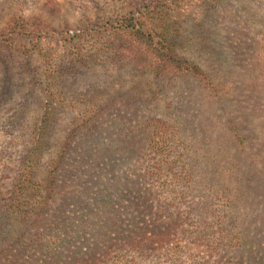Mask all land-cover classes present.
<instances>
[{
	"label": "rangeland",
	"instance_id": "374dc122",
	"mask_svg": "<svg viewBox=\"0 0 264 264\" xmlns=\"http://www.w3.org/2000/svg\"><path fill=\"white\" fill-rule=\"evenodd\" d=\"M150 1L152 0H0V29L21 20L29 25H37L45 34L49 32V37L38 42L21 38L16 41L13 48L0 46V264H42L45 261V254H40L33 244L38 237V230L40 235L45 234V239L51 242L65 239L61 230L56 233L48 231L55 222L62 221L58 217L65 212L61 208L65 203L63 196L66 191L71 188L74 191L80 189L78 183L72 185L66 183L71 182L69 179L75 178L69 171L76 174L83 169L82 166L96 174L108 170L110 166L120 175L122 172L125 174L130 165V178L140 181L134 190L139 187L142 194L149 191L150 194L155 193L157 207L161 204L164 206L170 204V209L180 210V215L184 213L186 215L195 201H202L203 192L198 184L191 182L187 187L182 180L174 181L167 167L163 168L159 178L155 176L143 178L142 175L147 171L145 169L155 168L154 162L157 160H154L147 151L144 152V149L134 159L139 148L131 145L133 139L130 138L132 135L134 140H137L136 146L144 144V138L147 136L144 124L150 118L169 120L179 116L181 119L196 116L198 111L202 114L205 107L203 105L200 107L201 103H205V106L208 102L216 105L217 99L212 96L210 98L207 94L202 95L196 80L187 77L160 79L149 74L144 75L142 72L132 70L130 65L120 68L118 64L105 61L106 55L101 61H97L99 58L88 59L75 73L73 71L60 74L57 71L72 50L70 47L62 50L57 39L60 33L89 29L94 24L108 19L114 20ZM223 7L217 22L207 20L205 24H208V27L204 26L202 29L205 36H209L210 26L217 24L216 30L221 39L215 45L219 50L223 48L225 55L229 57L231 66L224 69H234L231 77L234 80L230 78L229 81L233 83L235 81L237 86L235 91L239 104L236 106L237 117H233L232 128H235L234 132L241 130L251 145L257 148L261 154L260 162L264 165V81L257 76L259 66L253 69L256 54L255 35L257 26L261 25V14L264 19V0H226ZM196 12L205 15L200 3L192 6L187 15L194 18ZM187 23L185 22L183 26L184 33L194 32L190 27L194 23L190 20ZM92 40L84 41L85 48L82 53L85 49L90 50L91 44L97 40L94 47L104 54L110 38L102 36ZM186 40L188 39L184 38L183 41ZM204 41L208 46L211 38ZM192 50L184 54L188 58L197 57ZM198 58L199 61L211 63L209 60L215 62L220 57L216 54L207 55L203 51ZM218 65L220 66L219 63ZM200 100L203 102L200 103ZM218 109L223 112L221 106H218ZM93 125L97 127L93 134L84 136L82 142H85L77 145L75 150L72 149L68 160V172L56 178L53 185L56 196L54 201L49 200L50 209L46 216L37 222L35 219L24 220L21 218L23 216L13 213L14 204L19 199L17 188L19 174L27 173L30 169V158L34 155L32 150L43 127L48 126V131L44 135L45 141L34 170L36 179L38 178L40 184L46 187L51 183L49 178L52 177L53 171L49 162L61 152L67 137L78 128H80L78 132H81L82 127L89 128ZM223 128L226 127L216 126L211 133L226 137L227 131ZM186 141L188 144L193 142L191 139ZM109 144L121 146L124 154L112 157V162L105 164L98 153L100 148ZM168 152L171 153L167 161L172 167V172L179 173L181 166L175 165L174 161L180 149L173 148L171 151L168 149ZM196 175H199L198 178L203 176L199 172L194 174L193 178H196ZM134 176L136 178H133ZM259 179L262 182L255 184L258 190L251 191L248 209L246 213L243 211L244 217L242 216L246 226L251 228L249 230L252 234L251 240L257 249L260 244L264 246V171ZM78 180L81 183L84 181L76 178V182ZM144 182L145 188L149 191H143ZM214 201L210 200V197L204 198L203 207L209 208ZM71 203H73L71 206L75 207L77 202L74 200ZM215 203L219 205L217 201ZM216 205L210 211L217 210ZM166 210L167 208L163 211L160 209L159 212L166 215ZM218 210L215 215L206 211L201 212L200 216L191 214L193 220L200 218L198 221L201 235L196 239L186 233L182 236L179 232L182 223L179 225L175 239L179 240L176 242L179 246L178 262L172 257L169 247L157 248L155 243V250L149 253L151 256L148 259L142 260L135 254L128 255V259L131 257L135 259L134 263L129 264H228L232 260L230 252L220 249L213 252L209 250V238L213 234H208L210 230L208 222L217 219L219 217L217 215L226 223L230 220L225 211ZM70 214L73 219L77 215L75 209ZM204 220L206 224L203 227ZM32 223L37 226H31ZM186 227L189 231L197 228L190 224ZM224 241L227 242L226 239ZM62 243L65 242L56 244V252L60 253L63 250ZM253 252L255 255L257 250L253 249ZM123 258L126 260L124 255ZM63 260H57L56 264H65ZM248 262L254 264V260L249 259Z\"/></svg>",
	"mask_w": 264,
	"mask_h": 264
},
{
	"label": "trees",
	"instance_id": "16d2710c",
	"mask_svg": "<svg viewBox=\"0 0 264 264\" xmlns=\"http://www.w3.org/2000/svg\"><path fill=\"white\" fill-rule=\"evenodd\" d=\"M225 2L226 0H152L114 20L108 19L80 32L67 31L58 35L57 39L62 50L67 47L72 48L69 56L65 57V63L60 62L63 63L57 70L60 74L73 71L75 73L88 59L99 58L97 61H101L106 55L105 61L118 64L120 68L130 65L132 70L142 72L144 75L149 74L160 79L172 77L194 79L198 82L202 95L207 94L208 97L217 99L216 105L208 102L206 106L205 103H201L203 100H200V107L203 105L205 108L202 114L198 111L196 116L181 119L175 116L169 120L150 118L144 124V131L147 133L144 144L140 143L136 146L137 140H134L132 135L130 137L133 139L131 145L134 144L136 149L139 148L138 154H135L136 156L133 154L134 159L144 149V152L147 151L154 160H157L154 162L155 168L145 169L147 171L142 175L143 178L148 176L159 178L163 168L167 167L174 181L182 180L181 182L187 187L191 182L198 184L203 192L202 201L208 197L215 201L206 208L203 207L202 201L197 200L186 215L184 213L182 216L180 210L170 209V204L165 206L161 204L157 207L158 203L155 202L157 197L155 193H149L150 191L145 188V182L142 183L143 191L148 190L147 194L144 192L142 194L139 187L135 191L134 188L140 181L130 178V165L127 172L125 174L122 172L120 175L110 166L100 174L90 171L85 166H82L83 169L76 174L70 170L69 172L75 177L74 180L69 179L71 182H67L63 179L71 185L78 183L80 189L74 191L71 188L66 191L63 196L65 203L61 208L65 212L58 217L62 221L55 222L49 227L48 232L51 233L63 231L65 239L51 242L45 239V234H39L40 230L37 231L38 237L35 235L37 239L33 244L40 254H45V261L42 264H56L60 259H64L65 264H129L134 263L135 259L133 257L128 259V255L135 254L142 260L148 259L151 256L149 253L155 248V243L157 248L169 247L172 257L178 262L179 246L176 242L179 240L175 239L179 225L182 223L179 228L182 236L186 233L196 239L201 235L198 221L200 218L193 220L191 214L200 216L201 212L206 211L215 215L218 209L225 211L230 220L226 223L220 215H217L219 216L217 219L208 222L210 227L208 234H213L209 238L210 252L219 249L230 252L232 260L228 264H249V259L254 260V264H264V246L260 244L258 249L256 248L254 241L251 240L252 234L249 232L251 228L247 227L242 219L243 211L246 213L248 209L251 191L258 190L256 185L262 182L259 176L264 171V165L260 162L261 154L257 148L251 145L249 139L240 132L241 130L234 132L235 128H232L233 117H237L236 106L239 104L238 94L235 91L237 86L235 81L234 83L229 81L234 69H224L231 66L229 57L225 55L223 48L219 50L215 45L221 39L216 30L217 24L210 26L209 36H205V31L202 29L204 26L208 27V24H205L207 20L217 22ZM197 3H200L201 9L204 8L205 15L196 12L194 18L188 17L187 13L191 11L192 6H197ZM260 18L261 25L257 26L255 35L256 54L253 69L259 66L257 76L264 81L262 14ZM188 20L194 23L190 25L194 32L186 34L183 26ZM102 36L110 38L104 54L94 47L97 40L91 44L90 50L85 49L82 53L85 48L84 41H93L92 38L99 39ZM47 37L49 32L45 34L37 25H29L19 20L0 29V46L13 48L16 41L21 38L38 42ZM209 37L211 41L207 46L204 40H210ZM184 38L188 40L183 41ZM189 50H192L197 57L188 58L184 52L189 53ZM203 51L207 55L216 54L220 58L215 62L209 60L211 63L199 61L198 57ZM218 106L222 107V113ZM94 125L89 128L82 127L81 132H78L80 129L78 128L67 137L61 152L49 162L53 171L52 177L49 178L51 183L46 187L40 184L38 178L36 179L34 170L35 162L41 154V146L45 141L44 135L48 131V126L43 127L32 150L34 155L30 158V169L27 173L19 174L17 185L19 199L15 206L13 205V213L27 216L21 217L24 220L35 219L37 222L41 217L46 216L50 209L49 200L54 201L56 196L53 188L56 178L68 172V160L72 149L75 150L77 145L85 142H82L84 136L93 134L97 128ZM216 126L226 127L223 128L227 131L226 137L211 133ZM190 139L193 141L192 144L186 141ZM173 148L180 149L174 161L175 165L181 166L179 173H173L167 161L171 157L168 149L171 151ZM122 149L121 146L109 144L100 148L98 154L101 155L102 162L110 164L112 157L124 154ZM132 149L134 152V148ZM131 154L130 152L129 159ZM199 172L203 176L198 178L199 175H196V178H193V175ZM76 178L84 181L76 182ZM74 200L77 202L75 207L71 206ZM216 201L219 205H216ZM214 205L217 210L210 211ZM27 206L28 208L25 209ZM166 208V215L159 212L160 209L163 211ZM71 209L73 211L75 209L77 213L74 217L75 221L70 216L73 212ZM188 224L197 228L189 231L186 227ZM205 224L206 220L202 222L203 227ZM31 226L37 224L32 223ZM58 242H65L62 243L63 250L60 253L56 252ZM253 249L257 250L255 255Z\"/></svg>",
	"mask_w": 264,
	"mask_h": 264
}]
</instances>
